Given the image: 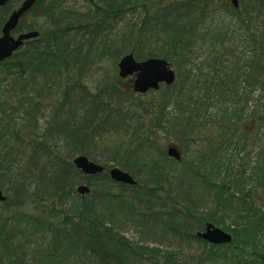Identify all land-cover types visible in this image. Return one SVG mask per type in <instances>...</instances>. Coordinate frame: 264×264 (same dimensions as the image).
<instances>
[{
  "label": "trees",
  "instance_id": "trees-1",
  "mask_svg": "<svg viewBox=\"0 0 264 264\" xmlns=\"http://www.w3.org/2000/svg\"><path fill=\"white\" fill-rule=\"evenodd\" d=\"M21 1L0 6V34ZM28 30L40 36L0 62V264H264V102L249 109L264 0H38L15 33ZM129 53L166 59L176 81L136 93L115 75ZM207 221L233 242L198 238Z\"/></svg>",
  "mask_w": 264,
  "mask_h": 264
},
{
  "label": "water",
  "instance_id": "water-1",
  "mask_svg": "<svg viewBox=\"0 0 264 264\" xmlns=\"http://www.w3.org/2000/svg\"><path fill=\"white\" fill-rule=\"evenodd\" d=\"M9 0H0V6H4ZM38 0H24L16 9H14L6 20L0 35V62L9 58L20 49L25 40L36 38L40 35L39 31L31 30L13 35V31L17 28L21 18L32 8ZM235 6H239V0H231ZM119 74L126 78L134 75L133 89L135 92L144 94L149 90H157L161 84H172L177 77V73L171 66L170 62L164 58L152 57L144 60L137 59L132 53L123 56L119 62ZM168 153L176 159L181 158V151L172 144L168 147ZM73 164L83 173L92 175L102 172L105 168L103 165L91 160L86 155H77L73 159ZM110 176L113 180L135 184L136 180L127 171L120 167L110 169ZM77 191L80 194L90 192V187L86 184L79 185ZM6 200V194L0 188V203ZM198 235L208 242L214 244H224L232 242L231 233L217 227L211 222L207 223L206 229L199 232Z\"/></svg>",
  "mask_w": 264,
  "mask_h": 264
},
{
  "label": "rangeland",
  "instance_id": "rangeland-1",
  "mask_svg": "<svg viewBox=\"0 0 264 264\" xmlns=\"http://www.w3.org/2000/svg\"><path fill=\"white\" fill-rule=\"evenodd\" d=\"M72 1H79V2H81L82 0H72ZM111 65H112L111 63H107L105 65L106 66V69H107V72L113 70V67ZM172 66L175 69L176 73H179V70L177 69V67H175L174 65H172ZM109 75H112V73H110ZM115 75L118 76L119 75L118 72H116ZM260 102L261 103L264 102V97H263V94L260 91H258L257 94L254 95V99L252 100V102H250L249 109L251 110L252 108H254ZM250 127H251L250 130H253L254 127H252V125ZM260 148H264V146L261 145V147H257L256 149L259 150ZM258 200H259V202H261V203L264 204V189H263V194L258 198ZM261 208L264 209V206L262 205ZM230 223H231V220L228 219V221H227L226 224H230ZM217 226L218 227H221L219 225H217ZM126 236L129 237L130 239L136 240V241H138L140 239V234L137 232V230L135 228L128 229V231L126 232ZM174 242H175V244H177L178 247H175L174 246L173 248L176 249V250H180L182 252V255H184V256H186L187 254H191L192 255L193 254V251L195 252V250L198 247V245H197L198 243L195 242V241H189V244L188 245H190V246L193 245L192 248H189L186 242L180 243L179 240H177V239H175ZM178 242L180 244H178Z\"/></svg>",
  "mask_w": 264,
  "mask_h": 264
}]
</instances>
